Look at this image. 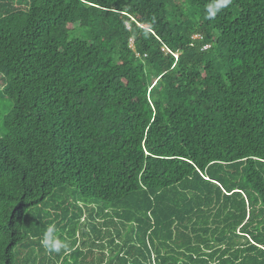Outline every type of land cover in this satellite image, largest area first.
<instances>
[{"label":"trees","instance_id":"obj_1","mask_svg":"<svg viewBox=\"0 0 264 264\" xmlns=\"http://www.w3.org/2000/svg\"><path fill=\"white\" fill-rule=\"evenodd\" d=\"M217 2L0 0V264H264V0Z\"/></svg>","mask_w":264,"mask_h":264},{"label":"clouds","instance_id":"obj_2","mask_svg":"<svg viewBox=\"0 0 264 264\" xmlns=\"http://www.w3.org/2000/svg\"><path fill=\"white\" fill-rule=\"evenodd\" d=\"M230 2L231 0H218V2L211 7L210 15L214 16L218 9L226 7ZM40 244L49 253H60L62 249L65 253L68 252V244L56 235L55 224L48 225L40 239Z\"/></svg>","mask_w":264,"mask_h":264},{"label":"rangeland","instance_id":"obj_3","mask_svg":"<svg viewBox=\"0 0 264 264\" xmlns=\"http://www.w3.org/2000/svg\"><path fill=\"white\" fill-rule=\"evenodd\" d=\"M18 1H19V0H18ZM3 87H5V83H4L3 75L0 73V89L3 88ZM52 211H53V210H52ZM53 213H54V212H53ZM83 221H84V216H83L81 222H83Z\"/></svg>","mask_w":264,"mask_h":264}]
</instances>
